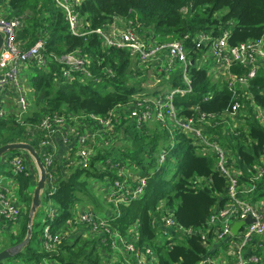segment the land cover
<instances>
[{
    "label": "trees",
    "instance_id": "1",
    "mask_svg": "<svg viewBox=\"0 0 264 264\" xmlns=\"http://www.w3.org/2000/svg\"><path fill=\"white\" fill-rule=\"evenodd\" d=\"M0 3L6 6L8 15L21 19L16 38L25 47L44 37L47 57L80 51L88 60L91 74L87 77L75 71L71 81H61L62 63L48 60L45 66L37 65L28 78L30 93L26 98L30 108L21 121L12 110L7 117L0 118V145L26 141L41 156V134L36 126L46 114L70 120L85 118L89 121L87 127L94 125L91 115L110 120L107 127L97 125L106 142L92 147L90 140L91 154L86 167L78 164L75 149L68 157L52 161L49 168L54 169L53 185L50 187L46 181L41 202H51L54 215L49 218L46 214L41 227L33 221L29 243L3 261L131 264L144 257L148 264H197L207 257L211 231L202 239L200 228L206 226L216 208L229 200V182L217 167L218 155L202 151L203 145L179 127L165 125L154 117L137 123L130 116V105L164 90H148L147 81L153 78L137 68V59L127 49L106 46L94 30L107 29L117 18L122 20L121 29L129 27L144 40H181L192 55L193 39L198 32L216 37L227 31L230 46L260 38L264 34V0H81L75 5L82 19L78 34L69 30L63 10L54 0ZM149 66L155 69L152 64ZM249 69L248 65L236 62L226 75H215L197 65L189 66L192 90L174 95L173 104L179 118L199 120L205 115L208 124H203V131L233 158L234 162L231 164L232 159L228 158L226 165L238 172L236 196L255 202L264 199V173L258 176L264 167V124L257 112L264 110V64L245 83L237 82L234 92L226 78L241 77ZM168 86L184 87L181 71L173 74ZM206 94H212L211 98L205 100ZM234 101L240 103L237 115L230 112ZM41 159L43 162L42 156ZM131 164L138 171L130 174L129 185L133 189L143 179L142 192L132 197L120 190L126 201L107 199L104 203L94 192L93 183L113 186L115 180H123L121 168ZM16 178L18 194L29 205L28 176L17 173ZM88 206L108 212L107 230L100 228L95 232L101 234L91 237L87 232L90 221L98 220L96 214H91L90 221L80 222L78 217L79 208L87 210ZM39 207L37 211L41 210ZM169 213L180 229L191 228L193 232L178 237L177 227H164L161 218ZM27 214L14 244L26 235ZM46 224L52 233L62 235L52 250H46L42 242ZM71 228L86 230L71 236ZM115 235L131 241L136 255L124 248V255H112ZM161 235L165 237L163 241L159 239Z\"/></svg>",
    "mask_w": 264,
    "mask_h": 264
},
{
    "label": "built area",
    "instance_id": "2",
    "mask_svg": "<svg viewBox=\"0 0 264 264\" xmlns=\"http://www.w3.org/2000/svg\"><path fill=\"white\" fill-rule=\"evenodd\" d=\"M56 4L63 10L64 18L68 23L69 30L73 34H78L79 28L82 24V19L75 9L81 0H54ZM21 26V19L16 16H8L0 12V33L2 35V42L0 47V118H5L9 115L11 110H7L8 104L5 102V97L8 92H11L15 97V101L19 106V111L16 114L17 120L21 121L24 113L29 108V102L26 98L27 92V75L23 73V70L29 64H36L39 66H45L48 60H56L63 64L61 68V81H71L75 77L73 74L75 71L83 72L84 75L90 77V71L88 70V60L85 59L80 51H75L62 56H56L50 54L52 57H47L44 53L45 38L38 37L32 44L25 47L23 43L16 38L17 30ZM103 40L106 46H112L117 48L127 49L129 53L137 59L138 62L154 63L155 65H162L165 63L164 71H172L171 66L177 62L182 64L181 79L184 83V87L174 86L172 88L165 89L163 93L156 95L152 98H146L142 101H138L136 105H130V116H132L137 123L145 120H149L154 117L156 120L161 121L163 124L173 127H179L185 132H188L199 141L205 148V152H215L218 155L217 167L219 171L226 177L229 182L228 196L229 200L223 207L216 208L210 215L206 226L209 224H216L219 229L215 232L216 240H223L226 236L231 235V221L230 220H244L247 217L252 219V222L248 223L242 232V242L236 246V255L229 261V264H248L258 262V255H250L245 257L242 255L243 246L247 241H250L256 235L263 236L264 239V210L259 209L258 206L253 203L240 199L236 196V184L237 173L229 168L227 163L228 154L219 145V143L212 137L207 135L203 129V124H208L205 120V115L202 114L199 120L193 118H179L177 116L176 107L173 104V97L176 94L184 95L190 93L192 90L190 77L188 75V67L197 65L207 69L210 73L223 74L229 71L230 66L233 63H241L250 67L246 75L237 77L235 75L226 76L228 79V87L233 92L236 88V83H245L248 78L255 75L257 67L262 63L264 64V34L255 40H248L239 43L235 46H230L227 41L228 33L223 31L219 36L213 37L204 32H198L193 39V54L184 45L181 40L163 41L156 40H144L137 35L135 31L129 27L122 30L116 29H95ZM193 62L191 63V61ZM139 64V63H138ZM212 94H206L205 100L211 98ZM7 104V105H6ZM240 103L234 101L231 106L230 112L232 115L238 114ZM259 118L264 121V110H257ZM90 120H93L94 125L103 124L104 127L109 126L108 119H104L98 116H90ZM70 119H66L63 116L56 114H46L42 116L38 122L36 128H38L41 134L40 147L41 156L43 157V164L46 168V181L52 187L53 182V168H49L54 160V153L49 152L47 149L52 141L54 134L59 130V126H66L68 130L73 134L77 148L75 154L78 157V164L82 167H86L91 154L90 140L93 142V135L85 131L87 128V121H79L80 127L83 128L80 131L78 128H72L69 124ZM82 120V119H81ZM104 120V121H103ZM99 122V123H98ZM99 132V129H95ZM69 134L66 131L63 134V139L67 140ZM93 147V146H92ZM44 150L46 152H44ZM43 152V153H42ZM40 156V157H41ZM163 158V155L161 156ZM42 160V159H41ZM9 164L12 165L16 173H23L28 175L26 167L24 165L23 157L19 154H12L9 158ZM264 163V158H263ZM49 168V171L47 169ZM264 173V167L260 169L258 176ZM144 180H140V185L133 189H130L128 179L115 180L113 186L119 188V190L126 191L132 197L138 196L143 190ZM6 189L0 190V215L5 218L14 219L19 213L20 209L14 205L3 192ZM117 192L112 190V199L114 201H126V196L121 194L120 196L113 198ZM262 207V206H261ZM54 210H47V216L52 218ZM163 215L161 220L165 227H177L179 228L171 216ZM89 214L83 212L79 215V221H90ZM90 227L99 231L105 225L102 221L92 222L90 221ZM185 233L191 234L193 230L191 228L182 229ZM201 238L206 239L208 232L203 231L200 228ZM62 235L60 233H52L49 229V225L46 224L43 228V246L46 250L54 249L56 243L61 240ZM123 248L126 251L136 255L134 247L131 241H125L121 239ZM259 244V241L257 242ZM114 245L115 243L112 242ZM146 253H151L146 250ZM147 263V262H146ZM142 264L141 259L138 258L137 263ZM148 264V263H147ZM197 264H214L211 258H202Z\"/></svg>",
    "mask_w": 264,
    "mask_h": 264
},
{
    "label": "crops",
    "instance_id": "3",
    "mask_svg": "<svg viewBox=\"0 0 264 264\" xmlns=\"http://www.w3.org/2000/svg\"><path fill=\"white\" fill-rule=\"evenodd\" d=\"M4 14H6V13H4ZM6 15H8V14H6ZM8 16L12 17V15H8ZM122 27H123L122 20L115 18V20L112 21V23L108 26L107 29L122 30L121 29ZM29 77L30 76L28 75L27 80H26L27 88H28V78ZM28 91H29V88L27 89L26 94L28 93ZM5 102L8 104V107H10L11 109H15L14 112L18 113L19 106L16 103L15 97H14V95H12L11 92H8V94H6ZM27 112H28V110H27ZM79 121H82L84 124V122L86 120H85V118H82V120L75 118V119L69 120L68 122L70 125H72V128H78L80 131H82L83 128L80 127L81 125H80ZM260 122L262 124H264V121L261 119V117H260ZM66 131L69 134V138L67 140H64L63 134H65ZM20 142H26V141H20ZM48 146L49 147L47 149H49V152L52 151L54 153L53 157H54V159H56L58 161L61 160L60 158H66V156L68 157L70 155V153L71 152L73 153V150L77 148L73 134L68 130V128H66V126H59V130H58L57 134H54L52 141ZM40 149L43 150L41 147H40ZM17 151L18 152H14V154H19L23 157L24 165H25L27 173H28V175H27L28 179H29L28 188L30 189L31 192L29 193L26 191V194L28 193V196H30V202L28 205V203L26 201H23L19 197L13 196L11 198H8L14 205H16L20 209V213L14 219L5 218L2 215H0V237H1L0 238L1 239L0 246L2 247L1 249L6 248V247L10 246L9 244H14L16 242L17 237L19 236L22 224L25 220V216H26L27 212L29 213L31 199H32V195H33V190L35 189L37 180L39 178L38 168L36 166V163H35L33 157L25 150H17ZM44 152H46V151L44 150ZM12 154H13V152L12 153L9 152V153L4 154V156H2L0 158V169L3 168L4 166L12 167V165L8 163L9 158L11 157ZM228 158L232 159L230 162L232 164L234 162L233 158L230 155L227 156V160H228ZM233 171L235 173H238L236 170H233ZM8 175H10V177H11L13 189L18 192L19 184H18L17 178H16L17 173L14 171V173H8ZM129 176H130V174H128L127 177H129ZM3 178H4V173L0 172V190H2V188L6 189ZM128 182H129V180H128ZM97 183H100V182H97ZM110 187H111V192H112V190H115V192H117V193L120 192L119 188H116L112 185H108L105 190H107ZM28 188H27V190H28ZM130 189H131V187H130ZM5 191H7V189L4 190L3 192L5 193ZM42 193H43V190L40 193V199H41ZM121 194L120 193L118 195L116 194L113 198H116V197L120 196ZM109 200H114V199L111 198ZM251 203L256 205L254 202H251ZM262 203H264V199L260 200L258 207H259V209L264 210V206H263L264 204H262ZM44 205H47V206H44ZM42 209L41 210L39 209V210L47 212V210H50V209L54 210L55 208L51 202H48V203L45 202V203H43ZM84 209L85 208L81 209V212H79V215H80V213H83V212H86V213L89 212V215L91 218L92 217L91 214L95 213L97 218H98V220L96 222L101 221V220L106 222L105 216L107 215L108 212L103 213V211L101 212L98 210H94L93 207H89V206L86 207L87 210H84ZM39 210L38 211L36 210L34 217L37 213L40 212ZM27 216H28V214H27ZM34 217H33L32 222L34 221ZM234 221H239V220H233V222ZM27 224H28V219H27ZM247 224H244L240 228V230L238 231V233L236 235L231 234L229 236H226L223 240H216L215 239V232L218 229V226L216 224H214V225L209 224L208 226L203 227V231H205L206 233L207 232L209 233L211 231L210 232L211 243H209V245H208V251L210 254H207V257L211 258L212 261L214 262V264H229V261L231 259H233L236 255L235 249H236V246L239 244L237 242V238H240V236H241V234H242V232H243V230ZM74 232L71 233V236H75V234L83 232V229L78 228L77 231L75 233ZM10 236L14 237V239H12V241H10ZM115 236H117V235H115ZM256 237H253V239H251L250 241L245 243L242 255H245V257L247 258L250 255L255 254V255H258L259 260H258V262H253V263H248V264H264V241H262L260 239V237H261L260 235H256ZM121 239L122 238L119 236V240L116 241L114 239L112 242H114L115 244L118 243L119 245H122ZM258 239H260L261 241H259ZM258 241H259V244L257 243ZM4 245H7V246H4ZM112 246L114 249L113 244H112ZM221 248L223 249L224 252H226L229 249H234L235 255L232 254V256H230L228 259H226L225 257H222L218 252L219 249H221ZM123 253H127V252L124 251ZM142 258L144 259V257H142ZM143 259H141L142 264H147L146 262L143 261ZM225 260H227V261L225 262ZM137 261H133L131 264H135V263H137ZM50 263L51 262H49L48 264H50ZM18 264H26V263H24L23 261H19Z\"/></svg>",
    "mask_w": 264,
    "mask_h": 264
},
{
    "label": "rangeland",
    "instance_id": "4",
    "mask_svg": "<svg viewBox=\"0 0 264 264\" xmlns=\"http://www.w3.org/2000/svg\"><path fill=\"white\" fill-rule=\"evenodd\" d=\"M0 12H4V13H6L7 14V12H8V9L6 8V6L4 5V6H2V4L0 3ZM9 13V12H8ZM137 63H139V64H137ZM153 65L154 67H155V69L153 68V69H150L149 67V65ZM135 65H137V68L139 69V70H141V69H144L145 70V72H146V75H149L150 74V76L153 78V80H148L147 81V89L148 90H151V89H153V88H160L161 90H165V89H168L169 88V86H168V82L170 81V78L173 76V74L174 73H176V72H179V71H181V69H182V64L180 63V62H177L175 65H173V66H171V69H172V71H169V72H167V71H164V67H165V63H163L162 65H155L154 63H145V64H143V63H141V62H135ZM36 67H37V65L36 64H29V65H27V67L23 70V73L24 74H26L27 76L29 75V76H32L34 73H35V71H36ZM147 68H148V70H147ZM150 69V70H149ZM155 71H156V73H158V74H155ZM156 76H158V78L156 79ZM137 78H139V77H137ZM150 79V78H149ZM30 92L28 91V93H27V97H28V94H29ZM30 104V103H29ZM7 110H12L13 112L15 111V109H11L10 107H8L7 108ZM125 116L126 117H128L129 118V113H126L125 114ZM87 122H89L88 120H86ZM104 121V120H103ZM99 123V122H98ZM236 124H234V126H235ZM96 127H97V125H90V126H88L86 129H85V131H88L89 133L90 132H92V133H90L91 135H93V133H94V136H93V142H92V146H96V145H98L100 142H106V140L104 139V138H101L100 137V134H99V132L98 131H96L95 129H96ZM110 128H112V126L110 125ZM83 130V129H82ZM57 134V133H56ZM119 134V133H118ZM97 141V142H96ZM203 150H205V148L203 147L202 148V151ZM11 153H12V151H11ZM74 160V159H73ZM138 170L135 168V166H133L132 164L131 165H129V167H127L126 165H124L122 168H121V170H120V172H121V175H122V177H123V180L125 181L126 179H128L129 180V177H127L128 176V174H133V173H136ZM0 172H2V173H4V178H3V181H4V184H5V187H6V189H7V191H5V195L7 196V198H11V197H13V196H15V197H19L20 198V196H19V194H18V192L17 191H15L14 189H13V184H12V181H11V177H10V175H8V173H14V168L13 167H10V166H4L3 168H1L0 169ZM103 185V186H102ZM109 185V183L106 185V183H97V182H94L93 183V188H94V192H97L98 194H97V196L105 203V201L107 200V199H111V196H112V192H111V187L110 188H108L107 190H105L106 188H107V186ZM27 192H31L30 191V189L28 188V190H27ZM116 202V201H115ZM259 202L260 201H255L254 203L258 206L259 205ZM43 203H45L44 201L40 204V207L39 208H41L42 209V207H43ZM262 204H264V203H262ZM261 204V205H262ZM44 206H47V205H44ZM264 206V205H263ZM82 208H84V207H80L79 208V212H81V209ZM85 210V209H84ZM106 211V210H105ZM105 211H103V213H105ZM46 213L47 212H44V211H41V212H39V213H37L36 215H35V217H34V221L39 225V227H41L42 225H43V223L45 222V218H46ZM81 214H83V213H80V215ZM87 214H89V212L87 213ZM88 217H90V215L88 216ZM102 221V220H101ZM231 221V225H232V223H233V221L232 220H230ZM103 223H104V221H102ZM89 227V226H88ZM102 228H107L106 226H104V227H102ZM83 229V231H85L86 229H84V228H82ZM218 229H219V226H218ZM104 230V229H103ZM70 231L73 233L74 231H75V229H73V228H71L70 229ZM77 231V230H76ZM75 231V232H76ZM100 231V230H99ZM74 232V233H75ZM177 236L178 237H181V236H183L184 235V231L182 230V229H177ZM95 233H97V234H101L100 232H95V230H93L91 227H90V229H89V231L87 232V235L88 236H93ZM256 237V236H255ZM1 238V237H0ZM257 238V237H256ZM114 239L117 241V240H119V235H117V236H114ZM159 239L161 240V241H163L164 239H165V237L164 236H159ZM260 239L262 240V241H264V239H263V236H261L260 237ZM260 239H258L259 241H261ZM242 242V235L240 236V238H237V242L240 244L241 242ZM248 242V241H247ZM246 242V243H247ZM0 244H1V239H0ZM123 245H119L118 243H116V244H114V252H113V254L112 255H118L119 253H121L122 255H124V249H123V247H122ZM1 246H0V250H1ZM243 248H244V246H243ZM219 254L222 256V257H225L226 259H228L230 256H232V254H234V249H229V250H227L226 252H224L223 251V249L221 248V249H219ZM235 255V254H234ZM107 261H109V259L107 260ZM227 260H225V262H226ZM19 263V261H17V264ZM2 264H14V263H11L9 260H7V261H3V263ZM108 264V263H107Z\"/></svg>",
    "mask_w": 264,
    "mask_h": 264
},
{
    "label": "water",
    "instance_id": "5",
    "mask_svg": "<svg viewBox=\"0 0 264 264\" xmlns=\"http://www.w3.org/2000/svg\"><path fill=\"white\" fill-rule=\"evenodd\" d=\"M1 42H2V35L0 33V47H1ZM192 62L193 60L191 61V63ZM16 150H25L33 157L36 166L38 168L39 178L37 180L35 189L33 190V195L28 213V224H27L26 235L21 242L0 250V262L16 255L18 252L21 251V249L25 245L29 243L31 228H32V220L37 208L41 204L40 193L44 189L46 183V168L41 160L39 153L31 144L27 142H12V143H6L0 145V158L4 156V154ZM250 222H252V219L250 217H247L244 220L234 221L231 226V233L233 235H236L244 224Z\"/></svg>",
    "mask_w": 264,
    "mask_h": 264
}]
</instances>
